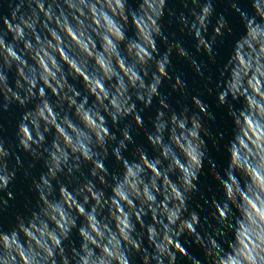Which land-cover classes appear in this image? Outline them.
<instances>
[{
  "label": "clouds",
  "instance_id": "obj_1",
  "mask_svg": "<svg viewBox=\"0 0 264 264\" xmlns=\"http://www.w3.org/2000/svg\"><path fill=\"white\" fill-rule=\"evenodd\" d=\"M0 264H264V0H0Z\"/></svg>",
  "mask_w": 264,
  "mask_h": 264
},
{
  "label": "water",
  "instance_id": "obj_2",
  "mask_svg": "<svg viewBox=\"0 0 264 264\" xmlns=\"http://www.w3.org/2000/svg\"><path fill=\"white\" fill-rule=\"evenodd\" d=\"M218 8H222V5H218ZM178 67H179V65H178ZM140 139H142V138H140ZM16 191H17V201L14 202L16 204V208L11 209L10 210L11 212H15L17 209H19L21 207L23 201H24L25 196L29 195V193L27 191V186L22 180H18ZM21 191L23 192V195L20 194ZM190 250H192V249H190Z\"/></svg>",
  "mask_w": 264,
  "mask_h": 264
}]
</instances>
